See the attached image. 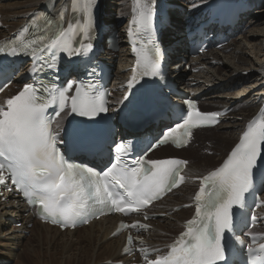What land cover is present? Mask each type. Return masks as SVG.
I'll use <instances>...</instances> for the list:
<instances>
[{"label":"snow or ice","instance_id":"obj_1","mask_svg":"<svg viewBox=\"0 0 264 264\" xmlns=\"http://www.w3.org/2000/svg\"><path fill=\"white\" fill-rule=\"evenodd\" d=\"M93 3L94 0H74V6L82 5L83 13L88 16L84 24L79 26V31L85 36L91 28L90 8ZM137 9L138 14L133 19L134 25L138 31L150 33L153 26L150 0H137ZM33 27L36 29V34L32 38L26 39L23 35L29 33V28L25 27L17 41L0 44V53L7 52L13 56L25 53L36 57L38 53L48 49L60 48L69 55L91 49V44H81L80 48L73 47V37L77 31L73 23L63 28L54 24L53 20H47L42 27L38 24H34ZM158 55V49L155 50L154 56L144 53L143 75L157 74ZM137 65H141L139 58ZM37 70L35 67L32 69L33 72ZM135 79L134 74L128 82L130 88ZM71 87L72 85L69 84L68 88ZM55 91L56 95L49 101L38 95L40 89L25 84L16 96L7 99L4 105H0V183L5 180L6 169L12 183L24 191L30 204L41 205L46 218L51 219L53 223L59 222L65 227L69 224L75 226L78 220L86 222L89 215L95 214L93 204L107 206L110 200L113 210L127 214L138 210L133 208V205L148 204L151 200L159 198L165 189L177 185L179 168L186 163L185 161L153 160L148 162L151 168H146L143 166L145 162L138 159L136 167L127 168L119 162L122 154L128 150L124 144L116 145L117 162L112 163L111 167L102 173L69 163L57 149L59 133L53 135L46 120V111L50 103L58 102L60 109L63 110L70 99L71 111L86 117H94L107 111V108L102 97L89 95L87 90L82 91L79 86L76 88V95L70 98L65 90L55 89ZM187 104L190 109L187 117H180L182 122L168 128L159 143H166L171 139L179 145L184 142L185 135H190L189 129L199 124L214 123L221 115L218 112L201 113L195 109L192 101H188ZM77 135L83 146L87 147L90 139L89 131L79 130ZM262 147H264V118L250 123L240 143L232 150L223 165L202 178L200 190L195 196L196 215L200 218V222L197 223L196 218L187 221L186 232L170 246L168 254L158 256L155 260H147L145 256L147 264L225 262L222 235L231 225L232 207L243 202L245 193L252 185L253 169L258 156L261 155ZM179 179L183 180V177ZM117 187L123 190L119 200L112 191ZM121 201L127 206L121 207ZM100 213L103 214L102 209ZM121 227L124 225L122 224ZM132 227L136 225L133 224ZM140 227L144 226L140 225ZM260 264H264V260H261Z\"/></svg>","mask_w":264,"mask_h":264},{"label":"bare ground","instance_id":"obj_2","mask_svg":"<svg viewBox=\"0 0 264 264\" xmlns=\"http://www.w3.org/2000/svg\"><path fill=\"white\" fill-rule=\"evenodd\" d=\"M64 1L1 0L0 12L3 15L2 20L3 24H6V27L0 31V37L2 35H8L16 27L24 23L30 12L37 9H44L45 7L47 8L50 5H52L51 8L53 11ZM255 1L261 2L263 4L262 9H264V0ZM127 9V0H108L106 2L105 11L113 20L116 19V14L127 13ZM260 11L256 9L255 11L245 13L246 18L243 19V22H246L247 27L251 26L250 28H255L257 26L253 29L252 33L247 32L248 34L246 33L241 37H237L220 52L216 51L210 55H203L197 61H189L190 57L184 48L186 41L181 30L178 29L173 33L176 39L180 41L181 47H176L177 55L172 56L173 62L169 66V74L176 75L178 82H181L185 91L192 90L199 93L213 86L217 87V91L205 94L207 96L205 103L233 108L227 117V121L218 126V129L222 131L212 138L215 143L213 149L216 152L220 151L224 153L236 141L238 134L243 129L245 121L256 111L257 105H255V102L264 94L263 81L261 80L264 76V38L260 35L258 36V30L264 32V27L261 28L262 25L264 26V17L262 15H256ZM113 12H115V15L112 14ZM174 19L177 24H181L184 18L179 12H176ZM251 34H253L252 37ZM238 38H245L247 40L254 39L260 42L257 46H254L258 52L255 59L249 60L245 57L244 51L246 50H244L243 39L238 40ZM228 49H231L229 54L226 53ZM178 55L182 56V58L176 60ZM183 58L188 59L191 64L195 63L197 67L201 65L204 67L211 66V68L208 69L205 67L199 74L186 77L181 66ZM110 59L113 60L117 67L115 80L125 81L131 73L125 70L130 64L128 62V54H120L117 58L110 56ZM213 59L217 60L220 65L214 67L212 65ZM225 61L231 63H229V67L224 65ZM234 84L244 85L243 88L232 95L227 90L233 88ZM177 155L193 160L192 166L190 167L191 172H205L217 164V159L214 156L206 157L191 149L178 152ZM190 186L187 185L185 187L182 193L183 196H177L176 200L178 201L175 204H181L186 201L185 196H187L188 190L191 189ZM30 216L32 217V215ZM188 216L189 212L187 210H182L180 213L174 214V217L178 219L187 218ZM31 217L25 216L24 205L14 194H8L7 201H0V237L4 236L7 238L6 240L12 245L24 247L21 254L19 253L20 258L24 256L23 252L26 246L31 244L33 250L28 255L29 261L27 264H99L105 259L116 258L119 255L120 240L110 238L109 233L105 232L102 227L103 224L101 223H93L91 226L78 229L75 232L62 233L55 228L36 222L34 228L30 230L31 235L27 237L24 232L28 230L26 227L31 221ZM17 220L22 221L25 226L22 225L21 228H17L16 226L12 227V224L17 222ZM108 222H111V219ZM175 226L178 227V223L169 218L164 220L163 224L160 225L165 230H171L170 227L174 228ZM155 236L157 240H163L165 237L163 234H155ZM25 241L26 243H24ZM44 245L46 248H44ZM57 255H64L65 257L60 258Z\"/></svg>","mask_w":264,"mask_h":264},{"label":"rangeland","instance_id":"obj_3","mask_svg":"<svg viewBox=\"0 0 264 264\" xmlns=\"http://www.w3.org/2000/svg\"><path fill=\"white\" fill-rule=\"evenodd\" d=\"M259 10H261V11H263V12H261L260 11V13L259 12H257V16L258 15H262L263 17H264V9H262V8H260ZM180 24H178V26H179ZM257 27V26H256ZM255 27V28H256ZM264 26L262 25V27L261 28H263ZM255 28H250L247 32H253V29H255ZM248 34V33H247ZM264 32L263 31H261V30H258V36L260 35L262 38H264ZM245 35V34H244ZM255 35V34H254ZM243 36V35H242ZM253 36V34H251V37ZM241 37V36H240ZM239 39H243V38H238V40ZM242 42L244 43V50H246V51H244V55H245V57L247 58V59H255L256 58V56H257V49H255V47L254 46H257L260 42L258 41V40H254V39H249V40H247V39H243L242 40ZM251 42V43H250ZM255 44V45H254ZM251 45V46H250ZM253 47H254V49H253ZM255 52V53H254ZM229 53H230V51H229ZM229 53H227V54H229ZM230 62L229 61H225V63H224V65L225 66H227V67H229V65L231 64H229ZM212 65L214 66V67H216V66H218V65H220V63L219 64H213L212 63ZM208 69H210L211 68V66H208L207 67ZM182 71H183V73L185 74V76L186 77H191V76H195V75H197V74H199V73H196V74H194V73H191V71H186L185 69H184V67H182ZM190 73V75H186L187 73ZM243 85L244 84H241V85H239V86H237L236 88H231L230 90H227V92H229L230 94H235V93H237L238 91H239V89H241V88H243ZM219 89V88H218ZM222 130L221 129H218V131H216V132H214V136H217L220 132H221ZM213 138V137H212ZM205 156V155H204ZM207 157V156H206ZM209 157H213V156H209ZM214 157H216V155H214ZM6 218H8V217H6ZM7 220V219H6ZM9 220V219H8ZM14 226H16L15 224H12V227H14ZM19 228V227H18ZM21 228V227H20ZM33 229V227L31 228V227H29V230L28 231H30V230H32ZM24 234L27 236V237H29L30 235H31V232H24ZM61 237V236H60ZM7 238H5L4 236H2V237H0V264H27V262L29 261V258H28V255H30L31 254V251L33 250V248H32V245L30 244V245H27L26 246V248H25V251L23 252L24 253V256H22V258H20L19 257V255L21 254V252L24 250V247L23 246H15V245H12V244H10L9 243V241L8 240H6ZM27 241V240H26ZM26 241L24 242V243H26ZM57 241H59V240H57ZM23 244V243H22ZM44 248H46V246L44 245ZM8 251H10V252H8ZM95 252V251H94ZM11 253V254H10ZM20 253V254H19ZM14 254V255H13ZM18 254V255H17ZM11 256H13V257H11ZM58 257H60V258H64L65 256L64 255H57ZM43 264V263H42Z\"/></svg>","mask_w":264,"mask_h":264}]
</instances>
